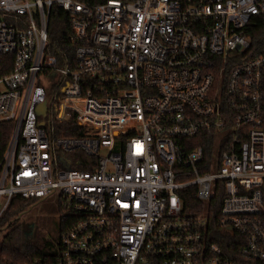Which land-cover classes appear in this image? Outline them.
I'll use <instances>...</instances> for the list:
<instances>
[{
    "label": "built area",
    "instance_id": "2783aa9c",
    "mask_svg": "<svg viewBox=\"0 0 264 264\" xmlns=\"http://www.w3.org/2000/svg\"><path fill=\"white\" fill-rule=\"evenodd\" d=\"M53 6L71 63L47 52ZM256 16L264 0H0V219L54 195L67 221L53 260L22 264H264ZM69 112L83 136L55 137Z\"/></svg>",
    "mask_w": 264,
    "mask_h": 264
},
{
    "label": "trees",
    "instance_id": "16d2710c",
    "mask_svg": "<svg viewBox=\"0 0 264 264\" xmlns=\"http://www.w3.org/2000/svg\"><path fill=\"white\" fill-rule=\"evenodd\" d=\"M246 32L250 36L251 42L249 49L245 52V56L249 58L256 57L264 51V16L253 17L246 27ZM70 33L69 19L67 13L55 6L51 7L49 19L47 22V52L56 56L61 61L64 55L67 56L71 63L72 52L71 43L68 40ZM3 61L11 60V56L5 55L1 57ZM11 69V68H10ZM6 70L5 72H7ZM60 109L57 114H59ZM55 137L74 138L82 137L84 128L80 127L75 122V113L69 112V117L65 120H57L53 122ZM4 130L0 141L4 142L9 136V125L4 126ZM212 142V137H203L201 144L207 146ZM82 156V159L86 158ZM77 169H87V166L82 164L73 165ZM192 187L186 188L181 191L180 197L183 202L184 211H191L196 207L197 202L194 199ZM220 197L213 198L214 209L210 214V218H217V209L219 206ZM29 201L13 199L5 210L0 219V229L5 225L7 231L0 238V264H22L28 258L36 257L45 260H53L60 250L59 241L56 238H48L40 235L38 232L35 234V227L33 223H17V218L25 211ZM59 210V207H58ZM212 215V216H211ZM213 219V220H214ZM33 224L32 230L28 228ZM67 221L60 217L57 219L58 235L66 226ZM28 232L26 237L23 236L24 232Z\"/></svg>",
    "mask_w": 264,
    "mask_h": 264
},
{
    "label": "rangeland",
    "instance_id": "374dc122",
    "mask_svg": "<svg viewBox=\"0 0 264 264\" xmlns=\"http://www.w3.org/2000/svg\"><path fill=\"white\" fill-rule=\"evenodd\" d=\"M59 218V210L57 206V199L51 195L45 199L29 201L25 211L17 218V223H33L35 227V234L38 232L48 238H56L57 219ZM6 225V224H5ZM3 225L0 229V238L7 231Z\"/></svg>",
    "mask_w": 264,
    "mask_h": 264
},
{
    "label": "water",
    "instance_id": "95a60500",
    "mask_svg": "<svg viewBox=\"0 0 264 264\" xmlns=\"http://www.w3.org/2000/svg\"><path fill=\"white\" fill-rule=\"evenodd\" d=\"M44 110H45V105L44 104H41V105L38 106L36 112H37V114L43 115L44 114ZM42 123L43 122H40L39 125H42ZM29 227L32 228L33 227V224H31ZM23 236L26 237V233H23Z\"/></svg>",
    "mask_w": 264,
    "mask_h": 264
},
{
    "label": "flooded vegetation",
    "instance_id": "af4514ba",
    "mask_svg": "<svg viewBox=\"0 0 264 264\" xmlns=\"http://www.w3.org/2000/svg\"><path fill=\"white\" fill-rule=\"evenodd\" d=\"M29 226H30V225H29ZM29 226H28V228L32 230V228H30ZM24 233H26V236L28 235V232H27V231L24 232ZM58 238H59V236H58ZM57 240H58V239H57Z\"/></svg>",
    "mask_w": 264,
    "mask_h": 264
}]
</instances>
